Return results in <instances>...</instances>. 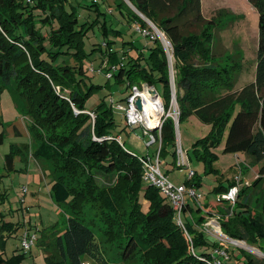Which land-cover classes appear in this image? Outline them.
Segmentation results:
<instances>
[{
	"label": "trees",
	"instance_id": "16d2710c",
	"mask_svg": "<svg viewBox=\"0 0 264 264\" xmlns=\"http://www.w3.org/2000/svg\"><path fill=\"white\" fill-rule=\"evenodd\" d=\"M127 1L157 27L170 44L176 72L174 90L178 122L193 115L210 126V132L194 144L195 147L201 145L202 156L208 153L213 157L212 150L225 137L224 153H244L252 164L262 163L254 181L239 190L234 207L225 208L220 227L228 238L249 245L259 244L264 252V216L254 217L251 207L254 205L251 195L258 192L264 206V0H247L258 14V47L254 80L240 89L234 88L235 78L228 76L227 69L216 63L204 46V43L210 44L209 31L215 29L216 24L203 17L201 0ZM114 2L127 22L147 30L145 21L124 0ZM73 5L71 0H0V93L8 87L19 110L31 117L35 140L33 155L43 162L53 163L61 174L71 172L84 177L83 185H72L62 176L54 177L50 185L51 199L67 217L62 234L55 236L54 231L49 232L53 241L46 242L47 264H114L104 258L91 222L79 214L85 195L94 198L108 214V223L118 225L122 216L127 218L117 239L120 264L131 263L142 248H146L142 258L150 264H227L224 258L233 257L232 249L226 247L229 250L223 257L205 251L206 248L217 251L223 249V245L199 231L208 218L221 210L218 207L225 201L196 206V220L188 222L189 227L182 221L183 231L176 224L167 199L157 188L143 183L138 158L145 155L116 141L120 135L113 133L115 122L111 106L102 104L95 111L85 110V102L100 87L91 85L86 91L81 89L88 55L84 49L86 31L83 27L86 24L79 23L77 7ZM87 8L97 13L93 25L101 26L104 31L107 21L103 18L101 22L99 16L105 13L99 2L92 0ZM149 40L152 45L146 55L140 54L126 63L117 60L111 47L113 41L106 40L108 54L105 55L111 64L118 65L113 71L106 69L104 73L111 72L115 83H125L129 90L140 88L142 84L156 89V83L162 84L164 99H161L164 109L168 110L172 99L169 62L160 41L157 38ZM126 44L133 48L132 42ZM13 84L16 89H12ZM54 87H58V91ZM29 91H33L32 97ZM19 97L24 98L20 102L22 105ZM236 106H239L238 111ZM87 112L92 113L94 119ZM45 127L53 133L42 139L38 134ZM137 127L124 126L122 130L129 128L128 133H134ZM174 132L173 119L167 117L160 134H152L155 143L158 140L160 143L159 161L165 147L171 149L177 161ZM16 150L5 156L7 172L13 171ZM185 184L193 188L200 185L195 172ZM235 184L225 186L220 182L212 192L220 196ZM129 202L130 206H125ZM186 210L194 212L187 205L182 212ZM139 228L142 230L140 237L136 235ZM12 229L0 223V247L12 234ZM239 251L241 255L235 260L240 264H264V259ZM24 254L6 260L0 257V264H17Z\"/></svg>",
	"mask_w": 264,
	"mask_h": 264
},
{
	"label": "rangeland",
	"instance_id": "374dc122",
	"mask_svg": "<svg viewBox=\"0 0 264 264\" xmlns=\"http://www.w3.org/2000/svg\"><path fill=\"white\" fill-rule=\"evenodd\" d=\"M91 1L71 0L73 6L77 7L75 12L79 17V23L86 24L83 27L86 31L84 49L88 55L85 61L86 73L83 76L81 89L86 91L91 85L100 87L93 91L85 102L84 108L86 111H95L102 104L110 107L111 102L115 108L117 104L126 107L127 102L125 99L131 93L129 88L126 89L125 83L116 84L114 78L108 81L105 78V70L109 69L111 71L118 65L111 64L108 55H105L108 54V50L105 49V41H113L111 47L115 50L114 56L121 63H126L131 58H137L140 54L146 55L148 47L152 45L149 38L151 36L152 40L157 38L166 51L169 66L173 69L174 60L170 54L171 48L167 45L164 34L150 21L140 16L127 0H124L126 4L147 24L148 36H144L146 34L142 33L143 30H140L136 24L127 22L126 16L116 10L114 0H96L100 4L101 11L105 13V16H99L101 22L105 18L107 26L104 31L101 26H94L97 13L87 8L91 5ZM201 13L206 20H212L216 24L215 29L212 28L209 31L212 39L210 44L204 43L209 56L214 57L216 63L227 69L229 77L235 78V89L253 82L258 47V14L256 10L247 0H201ZM116 30L119 31V34ZM107 31L111 33L108 34ZM128 41L133 43V48L131 45L126 44ZM141 62L144 63V60L141 59ZM173 72L175 71L173 70ZM144 86L145 84L140 86V91L144 90ZM56 88L58 87H54L55 91ZM12 89H16L14 84ZM156 91L164 99L162 84L156 83ZM28 95L32 97L33 91H29ZM23 100V97H19V104ZM238 109L239 106H236L235 110L238 111ZM174 110H177L175 104L168 110L164 109V112L165 114H172ZM112 115L115 122L112 128L113 133L120 135L122 142L128 148L138 154L147 152L157 155L160 146L159 140L157 143L146 145L148 137L143 133L144 124L139 123L136 125L138 127L134 133H128L129 128L125 131L122 130L126 126L123 112L114 109ZM174 131L178 147L186 157L184 163H188V168L184 165L178 167V161L172 157L169 147H165V151L160 157L159 167L161 172L167 175L168 180L176 186L185 184L189 169L196 173V179L200 185L192 188L200 198L195 201L191 196L185 195L186 205L193 211L196 206L218 202V195H215L212 189L220 182L227 186L232 182H236V179L240 177V190L246 185L245 183L249 185L256 178L257 171L262 163L252 164L244 153H224L225 137L212 150L213 157H210L208 153L205 157L202 156L201 145L195 147L194 144L210 132V126L202 124L195 116L191 115L183 118L178 122V126L174 127ZM52 133L50 128L45 127L38 135H41L44 139ZM0 135L2 137L0 143V196H2L0 200V223L13 227L12 234L0 247V257L5 260L13 256L18 257L22 253L20 251V235L23 230L29 229L31 232H36L37 240L30 251L17 261V264H47L49 251L45 248L46 242L51 243L53 241V235L49 232L54 231L55 236L62 234L67 217L63 209L51 199L49 194L50 185L54 181V177L58 178L60 176L72 185L76 183L83 185L84 177H78V174L71 172L61 174L60 171L55 169L53 163L43 162L33 155L35 140L33 139L31 117L19 110L8 87L0 93ZM14 149L17 150L13 154V171L7 172L5 169V156L9 155ZM262 186L264 188V183ZM24 188L25 191H23ZM251 196L254 198V205H251L253 207L252 215L257 218L264 216L261 193L258 192L256 195ZM236 198H238V195ZM82 201L81 213L79 214H83L85 219L91 222L90 225L100 241L104 258L114 264H120L121 254L117 239L122 234V226L125 225L127 218L122 216L121 223H118V225L108 223L106 220L108 214L101 209L94 198L85 195ZM141 201L142 204L145 203L143 199ZM130 203L125 206L129 207ZM219 207L221 210L215 212L207 220L210 219L209 221H212L214 226H219L220 232L225 235L220 227V223L223 221L221 215L225 214L226 207H234V205L225 202ZM143 209L145 210L146 206H143ZM188 213L187 210L182 212L181 219L189 227L188 222L191 223L192 219L195 221L197 215L195 211L190 216ZM208 227L206 230L211 232L213 237L209 236L223 245L221 246L223 249L220 248L214 251L211 248H206L205 251L214 252L219 257H223L229 249H232L233 257L231 259L224 258L227 264H240L235 260V257L241 255L238 253L239 249L244 250L253 258L264 259V252L260 249L259 244L249 245L241 242V245H232L222 237L217 235L214 237L215 234L210 230V226ZM204 229L203 226L199 227V231L206 234ZM141 232L142 230L139 228L136 235L140 237ZM218 238L224 239L226 243L219 241ZM249 248L257 250L258 253L252 252ZM144 250L146 248L138 251L134 260L129 264H150L145 263L142 258Z\"/></svg>",
	"mask_w": 264,
	"mask_h": 264
},
{
	"label": "built area",
	"instance_id": "2783aa9c",
	"mask_svg": "<svg viewBox=\"0 0 264 264\" xmlns=\"http://www.w3.org/2000/svg\"><path fill=\"white\" fill-rule=\"evenodd\" d=\"M141 32L146 34L144 36H148L149 35V33L146 30H143ZM150 39H152V36L150 37ZM91 70H93V69L91 68ZM113 70H111V71H113ZM173 74H174L173 69L171 68V66H169V77L171 76L170 77V83H171L172 91L174 90V75ZM106 78L107 79H111L112 78V73L111 72H107L106 73ZM143 89H144L143 91H145V90L147 91L148 89H155V88L145 85ZM130 92H129L130 94H128L126 99H125L126 102H127V106L126 107H124V106H122L120 104H117L116 108H115L112 105V102H111L112 110L116 109L118 111L123 112L124 117H125L126 126H128V127H132V126L138 125L139 123L143 124V122H144V121L142 122V110L141 111L137 110V108L135 106V101L137 99L141 100L142 105L144 103V99L142 98V96L140 94L141 91L137 87H132L130 89ZM152 100H154V102L156 104H158V106L160 107V112L163 114L162 120L160 122L161 125H162L163 121L167 117H170L172 119H176V118L178 119V115H179L178 107H177V110H174L172 114H170V113L165 114L163 102H162V99L159 96V94H158L157 98H153ZM174 104L177 106L176 98L175 99H171L170 107H172ZM87 113L89 114V116L92 119H94V115L92 113H90V112H87ZM143 133H144V135H146L148 137V141H147V144H146L147 146L155 143V139L152 136V134L146 132L145 130H143ZM116 141L122 146V140H121L120 136H118L116 138ZM176 153H177L178 164L181 165V166L184 165V167L187 166L188 163L187 162L184 163L185 160H186V157L182 153L180 147H178L177 141H176ZM138 160H139V162L141 164L142 181H143V183L157 188L159 190V192L167 199V201L169 202V204L171 205V207H172V209L174 211V219L176 221V224L181 229H183V231H185L183 223H182V219H181L182 210L186 206L185 195L191 196L192 199L195 200V201H198L200 196H197L195 194V191H194V189L192 187H189L186 184H182V185H177L176 186V185H173L168 180L167 176L165 174H163L161 172V170H160L158 153L154 157H149V156L142 157L141 156V157L138 158ZM187 168H188V166H187ZM193 176H194V171L189 169L188 170L187 179H191ZM235 183L236 184L234 186L230 187L226 193L218 196L217 199L220 200V201H225L228 204L234 205L235 202H236V199H237L236 197L238 195L239 188L241 186L240 177H238L236 179ZM245 184L247 185V183H245ZM25 190L26 189L24 188L23 191H25ZM209 220H207L202 225L205 228L204 230L206 232V235H211L213 237L211 232L206 230V228H209L208 226H210V230H212V233L215 234L214 237H216V235L219 236V237H222V238L228 240L232 245H238V244L241 243V241L232 240V239L228 238L226 235H223L220 232L219 226H217V227L214 226L212 224V221H209ZM224 239L222 240V239L218 238L219 241L221 240V242L226 243V241ZM36 240H37L36 232H31L29 229L23 230L21 235H20V249H21V251L23 253H27L28 251H30L31 247L34 246ZM84 264H91V263L86 262ZM213 264H218V262L213 263Z\"/></svg>",
	"mask_w": 264,
	"mask_h": 264
},
{
	"label": "bare ground",
	"instance_id": "6f19581e",
	"mask_svg": "<svg viewBox=\"0 0 264 264\" xmlns=\"http://www.w3.org/2000/svg\"><path fill=\"white\" fill-rule=\"evenodd\" d=\"M144 103L142 105V122L148 128H153L158 122V116L160 114V107L154 102L148 95V92H140ZM252 252L258 253L257 250L249 248Z\"/></svg>",
	"mask_w": 264,
	"mask_h": 264
},
{
	"label": "water",
	"instance_id": "95a60500",
	"mask_svg": "<svg viewBox=\"0 0 264 264\" xmlns=\"http://www.w3.org/2000/svg\"><path fill=\"white\" fill-rule=\"evenodd\" d=\"M140 16H142V15H140ZM143 17V16H142ZM167 45L168 46H170V44H169V42H167ZM169 61V60H168ZM171 77V76H170ZM172 79V78H171ZM173 81V80H172ZM147 92H148V95L150 96V98H157L158 97V94H157V92H156V90L155 89H148L147 90ZM172 99H175V91L173 90L172 91ZM135 106H136V108H137V110H139V111H141L142 110V102H141V100L140 99H137L136 101H135ZM162 117H163V114L160 112V114H159V116H158V122H157V124L153 127V128H148V127H146L145 125H144V130L146 131V132H148V133H150V134H153V133H155V132H159V134H160V130H161V124H160V122H161V120H162ZM173 122H174V127L176 128L177 126H178V119L176 118V119H173Z\"/></svg>",
	"mask_w": 264,
	"mask_h": 264
},
{
	"label": "crops",
	"instance_id": "0c3cea01",
	"mask_svg": "<svg viewBox=\"0 0 264 264\" xmlns=\"http://www.w3.org/2000/svg\"><path fill=\"white\" fill-rule=\"evenodd\" d=\"M97 2H98V1H97ZM249 83H250V82H249ZM247 84H248V83H247ZM242 87H243V86H242ZM239 89H240V88H239ZM149 154H150V153H147V152L144 153L145 156H146V155L149 156V157H154V156H155V153H154V154H150V155H149ZM166 176H167V175H166ZM206 204H207V203H206ZM206 204H205V205H206ZM219 208H220V207H218V209H219ZM190 209H191V208H190ZM187 211L189 212V210H187ZM188 214H189V216H190V215H191V212H189Z\"/></svg>",
	"mask_w": 264,
	"mask_h": 264
}]
</instances>
